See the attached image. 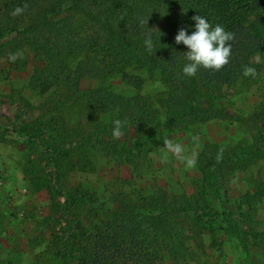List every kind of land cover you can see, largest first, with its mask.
<instances>
[{
	"label": "trees",
	"instance_id": "trees-1",
	"mask_svg": "<svg viewBox=\"0 0 264 264\" xmlns=\"http://www.w3.org/2000/svg\"><path fill=\"white\" fill-rule=\"evenodd\" d=\"M17 8L22 12L14 14ZM3 9L9 14L8 32L21 34L32 55L31 91L52 94L57 110L71 111L70 125L80 133L82 148L97 152L102 147L133 171L180 124L212 119L197 110L199 101H219L227 90L256 82L264 71V0H11ZM195 15L220 24L235 39L222 69L201 67L187 77L182 73L187 48L176 44L175 36L181 28L191 34ZM147 33L155 44L151 51L144 46ZM20 61L13 59L28 67L27 60ZM247 69L253 71L245 74ZM85 82L94 86L83 89ZM148 84L158 88L150 93ZM117 120L121 135L115 138ZM66 121L62 118L58 127ZM92 154L86 152L84 159ZM216 170L203 173L204 184L192 196L170 197L155 185L112 193L107 201L83 189L67 195L74 220L68 237L59 241L61 256L68 259L64 264L196 262L195 248L203 242L191 241L188 222L202 225L203 217L226 216L199 214L200 202L218 185ZM82 200L96 219L89 227L76 214Z\"/></svg>",
	"mask_w": 264,
	"mask_h": 264
},
{
	"label": "rangeland",
	"instance_id": "rangeland-1",
	"mask_svg": "<svg viewBox=\"0 0 264 264\" xmlns=\"http://www.w3.org/2000/svg\"><path fill=\"white\" fill-rule=\"evenodd\" d=\"M10 1L0 0V264L68 260L59 241L74 220L65 202L69 194L83 189L107 201L112 193L155 185L170 197L192 196L204 184L203 173L216 169L218 185L200 202L199 214L226 216L203 217L202 225L188 222L191 241L203 242L191 264H264V71L219 101H199L197 110L212 119L180 124L133 171L102 147L82 148L71 111L57 110L52 94L31 91L32 55L21 34L8 32L3 5ZM13 56L27 60L28 67L14 63ZM93 86L85 82L83 89ZM157 88L147 86L150 93ZM64 117L65 126L58 127ZM86 152L93 156L84 159ZM91 211L85 200L76 207L84 226L96 223Z\"/></svg>",
	"mask_w": 264,
	"mask_h": 264
},
{
	"label": "clouds",
	"instance_id": "clouds-1",
	"mask_svg": "<svg viewBox=\"0 0 264 264\" xmlns=\"http://www.w3.org/2000/svg\"><path fill=\"white\" fill-rule=\"evenodd\" d=\"M22 9L17 8L14 14H19ZM194 30L191 34L187 29L181 28L175 36L176 44L186 46L185 51L186 63L182 68V73L187 77H194L197 71L202 67L211 70H220L229 63L232 51V41L235 39L234 33L226 31L223 26L216 24L213 26L206 17L195 15L192 17ZM144 46L148 51L154 47V41L151 33H147L144 39ZM15 59V57H12ZM247 69L245 74L252 72ZM113 136L118 138L121 135V122H114ZM168 147H172L169 143ZM181 147L176 145L174 151L181 152ZM191 163V161H189Z\"/></svg>",
	"mask_w": 264,
	"mask_h": 264
}]
</instances>
